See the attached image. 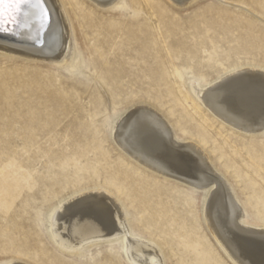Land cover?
<instances>
[{
  "label": "rangeland",
  "instance_id": "rangeland-1",
  "mask_svg": "<svg viewBox=\"0 0 264 264\" xmlns=\"http://www.w3.org/2000/svg\"><path fill=\"white\" fill-rule=\"evenodd\" d=\"M238 1L245 6L136 0L135 8L112 9L73 0L78 14L88 15L84 23L101 28L96 34L84 28L71 11L83 52L80 71L71 75L51 61L0 52V264H131L119 239L74 252L46 229L60 203L98 188L119 199L129 231L158 245L165 264H234L204 222L205 192L137 162L113 140L111 126L114 106L119 113L124 106H155L181 129L179 144L203 149L244 206L245 220L264 226V132L225 123L190 94L187 81L208 85L233 68L264 67V0ZM131 24L161 36L134 41L126 33L136 28ZM109 66L120 70L112 75L122 82L107 87L115 80L105 75ZM11 70L28 71L26 82L11 80ZM37 70L40 77L32 80ZM52 91L62 94L61 103L52 99L45 109Z\"/></svg>",
  "mask_w": 264,
  "mask_h": 264
},
{
  "label": "bare ground",
  "instance_id": "bare-ground-1",
  "mask_svg": "<svg viewBox=\"0 0 264 264\" xmlns=\"http://www.w3.org/2000/svg\"><path fill=\"white\" fill-rule=\"evenodd\" d=\"M97 6L104 8H135L136 0H90ZM149 0H141L148 5ZM173 5H185L194 0H166ZM228 1V0H227ZM237 4H242L238 0H229ZM42 3L48 11V20L41 25L38 15L32 13L35 10L34 5H25L19 13H13L5 10V19L3 27L6 31H0V52L13 54V57H20L26 61H51L64 72L72 74L80 71V65L83 59V52L76 46V28L74 26L71 11L74 16L82 18L81 25L93 33H98L97 23H84V18L88 15H81L76 11L73 0H42ZM72 5L71 10L66 5ZM245 6L244 4H242ZM242 7V6H241ZM150 8V7H149ZM243 8V7H242ZM38 11V10H37ZM257 18V17H256ZM258 20V18H257ZM264 23V18L259 19ZM13 21V22H12ZM136 27L126 31L127 36L138 41L147 39L157 34L154 29H149L145 24H131ZM13 27V28H12ZM140 27V28H139ZM6 36L3 34H10ZM6 56V55H5ZM9 56V55H8ZM12 56V55H11ZM92 70L97 76V69L92 66ZM11 80L20 78V83L26 82L25 76L28 71L11 70ZM119 69L109 66L105 69L107 78H114L113 73H118ZM40 70L35 71L33 79L40 77ZM25 75V76H24ZM189 83L190 94L206 109H210L213 114L219 117L225 123L243 130L244 132H264V118L260 117L259 109L255 115H249L243 111L237 114L227 107H222L215 102L213 89L217 87L227 89L237 82L254 83L259 85L264 82V67L247 65L230 69L225 75L212 84L202 85L197 79L187 80ZM122 80L118 78L111 83L119 84ZM66 90V88H65ZM46 101L43 108L47 109L52 99L56 102L62 98L61 93L52 91L46 95ZM162 102V101H161ZM160 102V103H161ZM61 103V102H58ZM144 105V103H141ZM140 105V104H139ZM136 105L131 110L120 109L114 106V113L118 116L114 118L111 126L113 140H115L121 149L130 157L137 160L144 166L150 168L156 173H160L167 178L181 182L193 188H200L205 192L203 203V219L207 229L213 237L216 245L234 264H264V226L256 227L245 220V209L238 200L236 194L228 181L217 172L210 162L208 156L202 148L197 145L179 144L178 132L181 129H174L172 123L166 118L162 111L153 105L152 109ZM137 114L149 113L153 119L159 121L160 132L163 140L172 149L171 156H161L159 154L149 153L139 145L128 142L120 127L122 121L129 113ZM247 133V134H248ZM254 133V134H256ZM253 134V133H252ZM190 142V141H189ZM192 144V143H191ZM179 154L185 159L195 161L196 175L198 177H210L213 181L210 186L212 192L201 186L199 180H194L188 173V169L179 167L174 160V156ZM94 192H84L78 196L60 203L46 217V229L52 239L64 250L81 252L87 244L105 241L111 243L113 240L122 241V250L131 264H165V256L162 249L149 239L134 237L129 231L127 224L126 208L120 203L119 199L111 192L104 189H93ZM215 193L213 196L212 193ZM85 204H100L105 209L100 215H83L81 208ZM23 231V227H20ZM2 264H22L10 260ZM42 264V263H41Z\"/></svg>",
  "mask_w": 264,
  "mask_h": 264
},
{
  "label": "snow or ice",
  "instance_id": "snow-or-ice-1",
  "mask_svg": "<svg viewBox=\"0 0 264 264\" xmlns=\"http://www.w3.org/2000/svg\"><path fill=\"white\" fill-rule=\"evenodd\" d=\"M25 5L35 6L32 14L39 16L41 25L47 22L49 14L42 0H0V31H6L3 27L5 10L13 11L15 14L19 13ZM212 91L215 94V102L218 105L227 107L236 114L238 111H243L249 115H255L257 109H259L260 117L264 118V82L259 87L254 83L237 82L227 89L217 87ZM120 127L124 138L128 142L139 145L149 153L161 156L172 155V149L163 140L159 121L153 119L151 114L129 113L122 121ZM173 158L179 167L188 169V173L192 175L194 180H199L202 187L212 192L210 187L213 183L212 179L206 175L198 177L195 174L197 169L195 168L194 160L185 159L179 154H176ZM212 194L215 196L214 192ZM80 211L83 215L96 216L103 214L105 209L100 204H85Z\"/></svg>",
  "mask_w": 264,
  "mask_h": 264
}]
</instances>
